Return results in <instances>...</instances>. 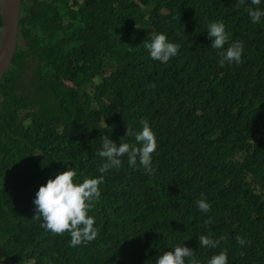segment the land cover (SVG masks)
Returning a JSON list of instances; mask_svg holds the SVG:
<instances>
[{
	"label": "trees",
	"instance_id": "obj_1",
	"mask_svg": "<svg viewBox=\"0 0 264 264\" xmlns=\"http://www.w3.org/2000/svg\"><path fill=\"white\" fill-rule=\"evenodd\" d=\"M235 4L21 0L0 80V264H155L177 243L200 264L221 251L228 264H264V17L253 23L245 8L257 6ZM216 21L229 34L225 50L243 43L241 63L219 65L207 31ZM152 33L178 54L151 59ZM142 118L157 140L153 174L127 155L100 173V136L136 144L126 129L141 130ZM68 167L77 182L104 177L89 212L98 235L76 247L34 219L39 187ZM200 235L225 239L200 247Z\"/></svg>",
	"mask_w": 264,
	"mask_h": 264
},
{
	"label": "clouds",
	"instance_id": "obj_2",
	"mask_svg": "<svg viewBox=\"0 0 264 264\" xmlns=\"http://www.w3.org/2000/svg\"><path fill=\"white\" fill-rule=\"evenodd\" d=\"M251 4L257 7H246L253 23H258L264 17V11L258 7L261 0H250ZM245 4V0H236L235 7L239 8ZM208 37L211 38L213 49L219 51V65L221 67L227 62L229 64L242 62L244 45L240 41L232 42L225 50V44L229 40V34L225 30L222 21L211 22L207 26ZM144 47L149 51L150 58L160 62H167L178 54L179 44L169 42L163 33H152L150 38L144 42ZM141 130L134 131L127 126L125 136L134 137L136 144L121 142L119 146L107 135H101V149L97 156L104 160L98 166L100 173H106L109 169H119L122 161L120 157L127 155L128 163L134 169L137 165L143 168L145 173L153 174L152 156L157 149V140L149 121L142 118L139 121ZM139 145V147L137 146ZM77 172L68 167L66 171L55 174V178L49 177L46 184H42L35 194L34 205L36 215L34 219L41 221V227L53 235H70V246L76 247L82 243L87 244L93 241L98 230L95 225V217L89 215L93 210L95 201L101 193L99 185L103 183V175L99 178L84 177L82 182L76 181ZM198 209L203 213L210 211V204L201 193V198L196 201ZM211 223L206 220L205 225ZM225 237L217 239L208 235L199 236L200 247L217 248ZM237 244L244 246L246 240L240 236L236 237ZM155 264H200L195 258V252L183 243H177L171 251H163L156 259ZM207 264H228L226 251L214 254L207 260Z\"/></svg>",
	"mask_w": 264,
	"mask_h": 264
},
{
	"label": "water",
	"instance_id": "obj_3",
	"mask_svg": "<svg viewBox=\"0 0 264 264\" xmlns=\"http://www.w3.org/2000/svg\"><path fill=\"white\" fill-rule=\"evenodd\" d=\"M21 0H0V80L16 50Z\"/></svg>",
	"mask_w": 264,
	"mask_h": 264
},
{
	"label": "rangeland",
	"instance_id": "obj_4",
	"mask_svg": "<svg viewBox=\"0 0 264 264\" xmlns=\"http://www.w3.org/2000/svg\"><path fill=\"white\" fill-rule=\"evenodd\" d=\"M79 1H81V0H79ZM239 160H241L242 159V156H239V157H237Z\"/></svg>",
	"mask_w": 264,
	"mask_h": 264
}]
</instances>
